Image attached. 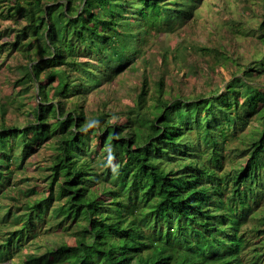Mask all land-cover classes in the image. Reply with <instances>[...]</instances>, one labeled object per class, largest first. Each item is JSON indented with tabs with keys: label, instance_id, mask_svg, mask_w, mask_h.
Listing matches in <instances>:
<instances>
[{
	"label": "trees",
	"instance_id": "trees-1",
	"mask_svg": "<svg viewBox=\"0 0 264 264\" xmlns=\"http://www.w3.org/2000/svg\"><path fill=\"white\" fill-rule=\"evenodd\" d=\"M202 1L0 0L9 4L0 17L25 22L0 54L27 61L19 101L13 88L0 100V200L15 202H0V264H264V85L252 82L264 57L243 66L203 47L204 58L238 67L223 89L185 98L158 79L148 106L144 78L129 112L86 105L103 80L135 69L147 34L176 33ZM257 21L264 45V7ZM30 86L33 118L7 124ZM94 135L102 156L89 153ZM46 140L45 185L11 183ZM41 232L57 238L35 244Z\"/></svg>",
	"mask_w": 264,
	"mask_h": 264
},
{
	"label": "rangeland",
	"instance_id": "rangeland-1",
	"mask_svg": "<svg viewBox=\"0 0 264 264\" xmlns=\"http://www.w3.org/2000/svg\"><path fill=\"white\" fill-rule=\"evenodd\" d=\"M5 2L0 3V13L3 14H6L9 5ZM263 4L264 0H203L191 20L176 25V28L180 27L176 33L162 35L152 31L147 34L146 42L141 46L143 54L133 67L135 69H129L119 74L111 82L103 80L101 93L93 92L88 95L86 100L88 109L94 110L98 106L103 108L106 104L108 110L131 111L136 97L141 91L144 78L147 80L148 106L151 105V98L158 88L156 84L158 79H162L165 91H171L172 95H180L185 98L202 93L208 95L210 89H223L232 79L233 73L238 71V67L233 62L227 66L219 65L213 62L211 56L204 58L199 49L203 47L223 49L226 55L243 66H249L253 61L264 57V45L258 40V32L255 30L259 26L257 20H261ZM256 13H259L256 16L257 19ZM14 18L5 20L0 17V33L2 34L0 45L14 37L12 29H19L25 24L22 18L18 16ZM245 27L246 31L250 28L254 29V35L245 36ZM6 31H9V37L6 36ZM241 32L243 34H240ZM167 48H171L174 53L166 62L163 60V51ZM8 51L5 50L0 54V100L2 98L6 100L13 88L12 98L16 99V103L19 101L18 94L27 87L18 82L22 76L21 68L27 64V61L16 50H12L10 54ZM173 55L176 56V60L172 59ZM205 59L210 62H206ZM238 76H241V73ZM252 82L255 86H263L264 76H260ZM28 89L29 92L22 93V97L25 98L23 107L21 106L17 110L18 106L14 107L15 103H13L14 105L7 108L5 113L7 124L23 126L33 118L31 114H27L32 108V102L26 104V98L32 96L34 90L31 86ZM98 143L97 136H92L89 153L91 155L97 153L95 157L103 155L101 150H97ZM52 154L50 140H46L40 149L25 160L19 161L18 166L21 168L16 170L11 183L20 182L21 188L25 190L36 185H45L44 177L49 173L47 164ZM13 155L14 158L20 156L18 147ZM11 169H15L13 165ZM38 194H42V191ZM5 197L0 200L5 208L7 205L15 204L9 196ZM261 208H263L261 211L264 210V204L261 205ZM5 212L6 210L3 209L0 214ZM46 229L47 226L44 230ZM7 230L8 228L2 229L3 232ZM39 234L36 236L35 244H52V239L56 240L57 238L44 232ZM70 239L73 242L74 238ZM31 251L33 248H28L23 254ZM12 261H19V257L15 256Z\"/></svg>",
	"mask_w": 264,
	"mask_h": 264
}]
</instances>
